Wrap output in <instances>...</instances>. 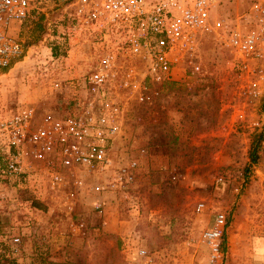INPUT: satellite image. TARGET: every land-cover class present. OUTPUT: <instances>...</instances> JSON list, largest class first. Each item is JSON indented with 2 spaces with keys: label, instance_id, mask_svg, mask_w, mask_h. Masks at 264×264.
<instances>
[{
  "label": "rangeland",
  "instance_id": "rangeland-1",
  "mask_svg": "<svg viewBox=\"0 0 264 264\" xmlns=\"http://www.w3.org/2000/svg\"><path fill=\"white\" fill-rule=\"evenodd\" d=\"M251 7L224 0L212 20L257 31ZM48 11L18 26L24 52L0 70V122L30 107L35 130L88 101L80 81L97 61L92 43L71 47L63 13ZM223 37L202 34L199 72L188 62L173 82L143 83V101L122 96L123 129L102 171L62 170L65 185L53 189L55 154L37 160L25 145L15 176L3 173L0 146V264H209L202 235L219 213L223 264H264V142L259 162L250 159L264 134V60L243 65Z\"/></svg>",
  "mask_w": 264,
  "mask_h": 264
},
{
  "label": "built area",
  "instance_id": "built-area-1",
  "mask_svg": "<svg viewBox=\"0 0 264 264\" xmlns=\"http://www.w3.org/2000/svg\"><path fill=\"white\" fill-rule=\"evenodd\" d=\"M223 1L0 0V70L24 52L16 37L18 26L38 15H48L52 8L63 13L69 45L92 43L97 60L80 81L88 101L75 115L59 118L47 114L33 130L35 110L24 107L0 122V146L8 149L3 153V173L19 176L24 172L25 145L33 148L31 154L37 160L47 161L51 154L56 155L48 172L53 189L65 185L62 170L102 171L109 167L110 145L124 124L125 109L118 101L125 94L143 101L147 90L143 83L173 82L177 71L188 62L194 72H199L201 67L194 59L206 32L223 34L221 41L243 65L264 60V0H252L257 31L231 28L225 20L215 24L211 12ZM121 175L127 182L132 180L127 169ZM204 207L200 203L198 211ZM216 221L215 227L202 235L209 249V264H223L225 257V215L219 213Z\"/></svg>",
  "mask_w": 264,
  "mask_h": 264
},
{
  "label": "trees",
  "instance_id": "trees-1",
  "mask_svg": "<svg viewBox=\"0 0 264 264\" xmlns=\"http://www.w3.org/2000/svg\"><path fill=\"white\" fill-rule=\"evenodd\" d=\"M263 142H264V134H261L259 139L255 140L252 143V147H251V151H250V159H251V164L252 165H256L259 162V159H260L259 151L261 150V146H262ZM33 205H34V207L40 208V209L42 207V205L39 202H37V201L34 202Z\"/></svg>",
  "mask_w": 264,
  "mask_h": 264
}]
</instances>
